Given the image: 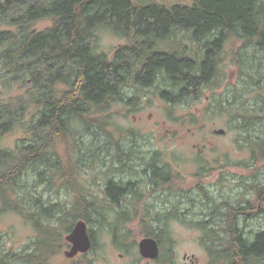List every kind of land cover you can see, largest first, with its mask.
I'll return each mask as SVG.
<instances>
[{"label":"trees","instance_id":"trees-1","mask_svg":"<svg viewBox=\"0 0 264 264\" xmlns=\"http://www.w3.org/2000/svg\"><path fill=\"white\" fill-rule=\"evenodd\" d=\"M13 12L18 14L10 25L16 30L0 33V213L20 215L36 231L37 238L25 255L0 253V264H50L62 253L64 234L70 233L79 220L107 225L113 232L127 230L133 221L129 211H118L109 223L111 206L95 203L83 187L77 189V170L96 168L95 160L102 162L99 153L94 160L93 144L85 150L79 145L77 125L87 129L100 125L95 116L125 101L124 88L131 80L150 87L161 76L165 80L161 96L174 105H195L204 100L205 90L213 88L207 111L228 117L231 128L246 133L254 159H264V131L257 137L251 135L253 129L264 125V0H193L192 5L171 7L155 1L138 5L133 0H0V20ZM43 20H51L52 26L36 30V23ZM100 29L133 41L118 47L110 58L99 53L92 42ZM176 31L192 34L193 41L201 46L200 58L179 48H158L159 42L170 39ZM231 41L241 43L234 52V63L245 82L243 88L250 85L257 89L254 103L245 99L252 92L237 86L217 93L222 88L220 71L226 61L223 49ZM17 85L27 88L26 92L13 94ZM31 105L37 107L38 116L27 123L22 116ZM19 126L25 129L26 138L14 150L5 148L3 137ZM112 143L114 148L116 142ZM62 145L66 147L64 153L59 151ZM107 149L114 158L109 167L137 170L135 159L118 143L116 153ZM158 160L143 158L141 166L155 170L163 183L172 173L161 176L160 170L172 168L156 164ZM100 166L107 167L105 162ZM30 169L38 172L35 187L47 184L51 190L57 177L77 197L67 205L33 195L24 183ZM122 192L120 185L111 183L107 195L118 202ZM121 214L128 218L122 219ZM233 215L221 214L219 222L213 216L189 221L176 208L175 213L157 220L168 224L176 218L201 230V244L211 264H264V232L254 238L246 236ZM142 219L148 228L145 235L155 238L162 248L166 240L173 241L169 234L164 235L167 230L157 231L146 222L145 215ZM90 233L95 251L97 239L93 230ZM128 240V236L114 237L121 248L130 247ZM158 260L173 264L172 259ZM76 264L94 262L84 254Z\"/></svg>","mask_w":264,"mask_h":264},{"label":"rangeland","instance_id":"rangeland-1","mask_svg":"<svg viewBox=\"0 0 264 264\" xmlns=\"http://www.w3.org/2000/svg\"><path fill=\"white\" fill-rule=\"evenodd\" d=\"M138 5H145L151 1L171 7L176 4L192 5L193 0H133ZM18 13L13 12L9 17L0 20V33L9 30H16L10 25V20ZM52 26L51 20H43L35 25L36 30H45ZM133 40L115 35L109 29H100L95 32L92 39L93 44L99 53H105L113 57L116 49L120 46L130 44ZM241 43L231 41L223 49L225 62L220 71V82L222 88L218 94L235 88L252 92L245 99L253 103L258 99L257 89L247 85L243 88L240 69L234 63V52L239 49ZM158 48L165 51L175 49L186 50L194 57L202 56L201 46L193 41L192 34L187 31H176L170 39L158 43ZM0 65V70H1ZM222 72V73H221ZM2 86H0L1 89ZM165 88V80L160 76L156 83L150 87H142L131 83L125 89V101L117 102L113 107L102 114L96 115L100 125H94L90 129L83 128L78 124L77 139L83 149H89L96 154L99 153L102 162L95 160L96 168L84 167L80 172L77 189L95 194L99 200L104 196L106 173L102 170H116L110 166L114 159L108 154L117 152V143L122 151L127 152L134 158V164L139 170H144L143 158L152 161L159 158L156 164L160 166H171L174 180L158 192L144 193V200L141 205H136L133 212H139V216L127 226L128 241L130 247L121 248L115 244L112 231L109 226H101L98 223L89 224L97 239L98 247L95 251L87 254L89 260L94 264H161L159 260L153 261L144 259L139 251V243L146 238V225L142 224V216L146 222L151 223L157 231L167 230L172 242L166 240V247H161L160 258L163 260L172 259L173 264H211V258L205 247L201 244L203 232L191 225L183 223L179 219H171L168 224L160 222L158 218L164 217L169 212L175 213L178 208L180 214L185 215L191 221L209 220L210 212L217 211L215 221H220L221 214L230 213L225 208L246 209L243 212L250 213L253 208L259 206V195L264 194V159H254L253 150L250 146L247 135L242 130L231 128L228 117L219 116L213 111H207L210 107V98L214 91L210 88L204 91V100L195 105L180 104L174 105L162 98L161 93ZM27 88L17 85L13 94L25 93ZM5 94H10L4 90ZM12 94V93H11ZM8 96H6L7 101ZM23 112V111H21ZM38 116L37 107L31 105L27 115L22 116L23 121L30 123ZM264 125L253 129L251 135L257 137L264 131ZM224 130V134L217 131ZM26 138L25 129L17 127L13 132L3 137V146L14 150L21 140ZM96 139L99 140L96 143ZM116 142L112 148V142ZM111 146V147H110ZM66 147L60 146L59 151L64 153ZM161 159V160H160ZM107 165L101 169L102 163ZM89 165V164H88ZM121 166L117 164L116 167ZM105 172V171H104ZM79 176V175H78ZM38 172L30 169L25 177V184L32 194H41L47 202H63L70 205L77 197V193L63 187V181L57 177L54 187L50 190L47 184L35 187L38 181ZM263 184V185H262ZM172 188V189H171ZM172 193L171 199H165L163 192ZM157 193L150 210L144 209L145 202ZM103 195V196H102ZM163 196V197H162ZM160 197V198H157ZM163 200V201H161ZM196 201L193 205L192 202ZM132 211V206L111 207L108 222L112 223L118 215V211ZM241 209V210H242ZM172 215H169L171 217ZM245 217L241 218V221ZM158 222V223H156ZM154 223V224H152ZM246 236L254 238L257 232L264 230V217L250 216L240 226ZM64 235H67L64 234ZM166 236V235H165ZM37 238L36 231L20 215L8 212L0 213V253H14L25 255L30 252L34 241ZM165 238V237H164ZM65 244V241L63 240ZM161 246V245H160ZM62 253L55 255L50 264H76L81 261L80 254L75 260L67 258ZM69 250V249H68ZM159 258V259H160Z\"/></svg>","mask_w":264,"mask_h":264},{"label":"flooded vegetation","instance_id":"flooded-vegetation-1","mask_svg":"<svg viewBox=\"0 0 264 264\" xmlns=\"http://www.w3.org/2000/svg\"><path fill=\"white\" fill-rule=\"evenodd\" d=\"M170 172H171V170H160L161 176H162V174H164L163 176H167L170 174ZM102 173H106L108 176V178L106 179V185L103 189L104 190V196L102 195L103 198H101V200H99V197L97 195L91 194V200H93L95 203H99V204L102 203L105 206H111V207L116 206V205L123 206V204H129V206H132V208H133V209H131L132 211H129L131 214L130 217H132L133 220H135L136 216H137V215H135L137 213L133 212L134 207H136V205H141V203L143 201H145L144 200V197H145L144 193L146 190H148L150 192H158L159 190L165 188V186L168 185L169 183H172L174 180V175L171 172L172 173L171 176H169V178H166L168 180L161 183L160 178L156 177V175H155V170H139V168H137V170H102ZM111 183H115L118 186L120 185V187L123 188V192H122L121 197L118 200V202H115L111 197H109L107 195V190H108V187ZM163 193L165 194L164 200L165 199H169V200L171 199V197H172L171 190H170V193H167V192H163ZM156 196H157V193L152 194V197H150L145 202V205H144L145 208L144 209H146L150 213H152V210H150L152 203L149 202V200L150 201L155 200ZM157 198H160V197H157ZM161 201H163V200H161ZM258 201H259L258 208L257 209L253 208V210L250 213L243 212V210L245 211L246 209H242L239 207L238 208H235V207L231 208L230 205L225 204V208H227V210L230 211V213H226V214L233 213L234 214L233 216L235 217L239 228H241L240 226H241L242 222L246 221V219L250 216L264 217V194L259 195ZM108 216H109V214H108ZM147 216H149V215H147ZM166 216H167V214L164 217H166ZM209 216H211V215H209ZM242 217H245L243 221H241ZM126 218H128V216H126ZM261 232H264V230L257 232L256 235L261 233ZM111 233H112L113 237L130 236L129 234H127L128 233L127 231H114V232L112 231ZM67 235H65V238H64V241H65L64 245H66V247H69L68 249L70 250L72 248V245L69 242H67V240H66ZM164 235H166V233ZM256 235H254V237H256ZM91 238H92V242H93V246H94L93 237L91 236ZM93 246H92V249L90 250V252H92ZM63 248H64V246H63ZM68 249H65L63 251V254L65 256H66V252L69 251ZM160 249H161V246H160ZM89 253H87V254H89ZM159 258H160V256H159ZM69 259H71V258H69ZM75 259H76V257L72 258L71 260H75ZM158 259H156V260H158ZM156 260H153V261H156Z\"/></svg>","mask_w":264,"mask_h":264},{"label":"water","instance_id":"water-1","mask_svg":"<svg viewBox=\"0 0 264 264\" xmlns=\"http://www.w3.org/2000/svg\"><path fill=\"white\" fill-rule=\"evenodd\" d=\"M218 134H224V130L217 131ZM67 242L72 248L66 252L68 258L77 257L80 254H87L93 246L90 228L86 221L79 220L73 230L66 236ZM139 251L144 259L156 260L159 258L161 249L158 241L153 237H146L139 243Z\"/></svg>","mask_w":264,"mask_h":264},{"label":"bare ground","instance_id":"bare-ground-1","mask_svg":"<svg viewBox=\"0 0 264 264\" xmlns=\"http://www.w3.org/2000/svg\"><path fill=\"white\" fill-rule=\"evenodd\" d=\"M132 40V39H131ZM130 83V85H131V83L132 84H134V85H136L135 84V81L133 82V80H131V81H129ZM130 85H128V86H130ZM137 85H139V84H137ZM128 86H125V88L124 89H126ZM196 203V201L194 200L193 202H192V204L194 205ZM219 213L217 212V211H215V212H210L209 213V215H211V216H213V217H215L216 215H218ZM127 216V215H126ZM125 215H123V214H121V218L123 219V218H125L126 217ZM146 217H147V215H145ZM211 216H210V218H211ZM210 220V219H209Z\"/></svg>","mask_w":264,"mask_h":264}]
</instances>
